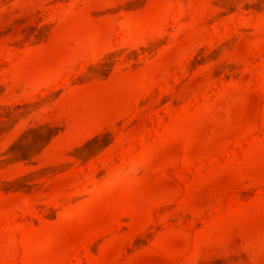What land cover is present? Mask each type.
I'll list each match as a JSON object with an SVG mask.
<instances>
[{"label": "rangeland", "instance_id": "obj_1", "mask_svg": "<svg viewBox=\"0 0 264 264\" xmlns=\"http://www.w3.org/2000/svg\"><path fill=\"white\" fill-rule=\"evenodd\" d=\"M0 264H264V0H0Z\"/></svg>", "mask_w": 264, "mask_h": 264}]
</instances>
